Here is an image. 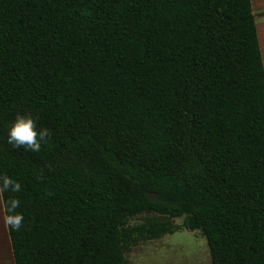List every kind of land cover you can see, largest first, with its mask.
Listing matches in <instances>:
<instances>
[{"label": "trees", "instance_id": "obj_1", "mask_svg": "<svg viewBox=\"0 0 264 264\" xmlns=\"http://www.w3.org/2000/svg\"><path fill=\"white\" fill-rule=\"evenodd\" d=\"M16 113L50 129L39 152L6 142ZM0 176L14 264H127L179 228L211 264H264L251 1L0 0Z\"/></svg>", "mask_w": 264, "mask_h": 264}, {"label": "rangeland", "instance_id": "obj_2", "mask_svg": "<svg viewBox=\"0 0 264 264\" xmlns=\"http://www.w3.org/2000/svg\"><path fill=\"white\" fill-rule=\"evenodd\" d=\"M250 1L256 30L263 32L264 0ZM260 39L264 56L263 34ZM2 210L0 197V214H2ZM135 220L137 218L132 219V221ZM181 221V217L174 218V222L178 225L181 224ZM0 253L3 256L0 255V264H14L6 225L2 221H0ZM125 258L127 264H211L209 249L204 236L198 230L190 231L184 228H179L156 239L140 242L125 253Z\"/></svg>", "mask_w": 264, "mask_h": 264}, {"label": "clouds", "instance_id": "obj_3", "mask_svg": "<svg viewBox=\"0 0 264 264\" xmlns=\"http://www.w3.org/2000/svg\"><path fill=\"white\" fill-rule=\"evenodd\" d=\"M50 136V129L37 126L36 120L29 114L16 113L6 126L5 139L12 147H23L26 150L39 152L41 144ZM20 191L18 181L8 176H0V196L5 192L15 194ZM20 201L15 195L8 196L3 203L0 221L11 230L22 226L23 214L17 211Z\"/></svg>", "mask_w": 264, "mask_h": 264}, {"label": "crops", "instance_id": "obj_4", "mask_svg": "<svg viewBox=\"0 0 264 264\" xmlns=\"http://www.w3.org/2000/svg\"><path fill=\"white\" fill-rule=\"evenodd\" d=\"M262 34H263V36H264V31L262 32L261 30H258L257 31V35H258V38H259V43H260V49H261V55H262V57H263V61H264V56H263V48H262V45H261V39L260 38H262ZM263 40V39H262ZM264 65V64H263ZM12 253V252H11Z\"/></svg>", "mask_w": 264, "mask_h": 264}, {"label": "bare ground", "instance_id": "obj_5", "mask_svg": "<svg viewBox=\"0 0 264 264\" xmlns=\"http://www.w3.org/2000/svg\"><path fill=\"white\" fill-rule=\"evenodd\" d=\"M0 255L2 256V254L0 253ZM3 257V256H2ZM1 259V258H0Z\"/></svg>", "mask_w": 264, "mask_h": 264}]
</instances>
